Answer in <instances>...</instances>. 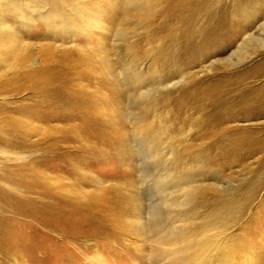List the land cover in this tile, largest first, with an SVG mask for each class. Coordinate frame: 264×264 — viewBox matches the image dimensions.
<instances>
[{
    "label": "rangeland",
    "instance_id": "obj_1",
    "mask_svg": "<svg viewBox=\"0 0 264 264\" xmlns=\"http://www.w3.org/2000/svg\"><path fill=\"white\" fill-rule=\"evenodd\" d=\"M127 3L0 0V264H134L130 257L137 252L130 244L138 246L143 236L136 231L133 207L141 203L138 214L149 226V209L167 202L157 186L167 181L165 173L195 185V198L178 215L180 220L175 216L168 224L183 233V242L197 244L194 254L203 258L199 264H264V151L233 157L203 154L201 148L210 140L195 138L190 130L194 120H178L176 101L184 88L217 75L236 74L246 86L263 87L264 73L252 77L245 71L264 58V0L243 2L240 24L230 18L233 25L217 43L198 48L205 56L198 53L181 63L170 59L167 30L158 26L166 23L165 16L189 7V1L146 0L151 11L146 22L129 15ZM56 15L60 18L46 21ZM61 26L62 32L55 31ZM126 72L140 75L120 96L124 118L114 123L110 117L118 108ZM138 87L159 102L153 113L133 120L137 114L128 108L127 96L131 105L143 99L146 95L134 93ZM71 90L92 94L94 107L69 103ZM167 91L170 97L164 101ZM143 120L141 128L152 123L182 140L175 165L160 157L157 166L154 158L140 155L138 148L146 150L147 145L135 130ZM255 122L263 136L264 117ZM163 162L174 167L157 170ZM132 191L135 203L109 210L119 213L115 236L91 218L96 216L91 209L80 208L100 196L121 203ZM171 209L162 210L164 219L173 216ZM223 252L233 255L232 260L223 258ZM139 255L136 264H154L147 254Z\"/></svg>",
    "mask_w": 264,
    "mask_h": 264
},
{
    "label": "bare ground",
    "instance_id": "obj_2",
    "mask_svg": "<svg viewBox=\"0 0 264 264\" xmlns=\"http://www.w3.org/2000/svg\"><path fill=\"white\" fill-rule=\"evenodd\" d=\"M188 1L189 7H186L183 3L184 7L180 8L179 15L172 14L165 16V19H168L166 23L158 26L164 31L167 30V38L169 42H171V45L168 46V53L170 54L169 57L173 62L176 63H181L182 61L188 62L198 55V53H204L203 56H205L206 51L201 53L199 52V49L214 45L216 39L221 38H218V36H224L227 33L228 28L233 25L231 22L232 19L230 18L233 17V20H238L237 22H234V24H240L239 17L241 14L239 12L246 7V5L242 3H246L247 0H232L233 4L229 3L230 0ZM126 12L129 13V15L135 13L137 19L143 18V22H146L151 16V11L149 12L148 8H146V0H130L129 5L127 3ZM21 16L24 15L22 14ZM58 18H60L59 15L52 17L48 16L46 21L49 22L50 19L56 20ZM22 19L24 20V23L28 21L25 16L22 17ZM101 23L102 22L98 24ZM85 26H87V24ZM78 28L81 29L82 26H79ZM62 29L63 27L61 26L60 28H56L55 31L62 32ZM212 30H218L220 32L218 35H215L216 38H213L215 36L212 33ZM108 66L109 65H105V67ZM263 66L264 58L258 60L251 69L245 72L252 77H260L264 73ZM257 68L260 69L258 70ZM137 74L138 73L133 75L131 74L130 76V73L126 72L123 78V83L125 85H123L122 89H119V91L117 90L118 94H120L118 100L116 101L118 108L115 110L113 116L110 117V119L114 120V123H116L117 119L124 118V114H120L121 111L119 110L120 106L124 104L123 99L120 96L128 91L126 90V86H130L134 82V79L138 78L136 77ZM228 75L229 74L217 75L210 82H201L196 85L193 84V86L190 88H184L176 99L180 106L178 120H194V123H191L190 125V130L192 133L195 132V138L200 139L202 142H205V140H210V142L205 147L201 148V152L203 154L205 153L207 156H214V154H217V156L222 157H233L230 154L246 153V151L252 153L257 152L258 149L259 152H261V150L264 151V135H259L263 129L260 126L258 127L259 123L255 122L257 119L264 117V85L263 87L246 86L245 81L236 74H232L230 76ZM153 81L159 82L160 79H154ZM160 85L161 84L159 83L158 86ZM169 85L174 86L175 84L171 83ZM139 87L133 88V90L134 93L138 90L140 97L146 95L143 99H138L136 100V103L133 102L134 104L131 105L132 102L129 101L131 95H129V97L127 96L129 102L128 108L132 110V113L137 114V118L134 116L131 117L133 120L146 117V115H148L151 111L153 113L154 108H156L159 102V99H155V96H147L151 91L145 92L139 90ZM71 91L73 92V96L70 98L69 103H72V105L76 106L81 104L84 106H90L92 108L94 107L93 100L91 99L92 94L79 90ZM67 94L68 92H66V95ZM101 97L103 98L102 95ZM169 97L170 92L167 91L165 97L161 99L166 101V99H169ZM105 101H107V99ZM182 113L185 115L184 118L181 117ZM144 122L145 120H143L140 127L136 128L135 130L136 133L141 132L147 145L146 150L138 148L140 155L143 154L145 156L154 158L156 162L158 158L161 159L160 157H166L168 161L169 158L173 160L171 161L172 163L170 162L171 165L176 163L175 161L180 155L178 146L182 140L177 137V134L173 135L170 130L164 133L159 128L155 129L152 127V123H147L146 128L143 129L141 127L143 126ZM182 128L183 125L181 124L179 129ZM254 143H258L261 146L256 147L255 149L252 145ZM250 145L251 147L249 148ZM201 152H199V155H201ZM259 159H262V157ZM168 163L165 164L163 162V164L159 166L157 170L163 167V171L165 173V171L167 172L168 165L170 168L174 167L170 166ZM165 175L168 177L167 181H160V184L157 186L167 202H157L154 207L149 209L153 215V217L149 219V226L146 227V220H142V213L140 212L138 214V207L141 206V203H138L133 207L134 213L136 215L135 217H137L136 231H138V233L143 236V239L141 240L142 243L138 244V246L134 243L130 244L132 246L131 249H133L134 252H137V254H133L134 257H130L128 252L125 253V256L130 257L131 262H134V264H136V256L138 257L139 253V256L142 254L146 256L147 254L152 261L155 260L154 264L158 260L163 261V263L160 264H199L200 259L203 260V258L201 256L197 257L194 254L197 244L193 242H183V233L180 232L178 228H173L168 224V222H174L175 216L177 219L178 215L182 216L183 210L188 204V201H191V199L193 200L195 198L193 197L195 193V185H191L189 180H183L182 177L174 179L166 173ZM262 182H264V175L262 177L261 184ZM166 185H169V188L166 187ZM136 195L137 194L132 191L128 197L123 198L121 203H114L116 199L113 201V199L108 200L106 197L100 196L95 198L92 203H90L91 200L90 202H85V204H83L85 206L81 205L82 207L80 208H86L88 210L91 209L94 212L93 215L96 214V216H91V218H94L100 222V226L104 232H109L111 236H115L119 231V226L117 224L115 225L114 223L115 219H117L115 215L118 217L119 213L109 210H112L111 208L115 206V204L118 205L119 211L128 208L132 202L135 203L134 201L137 200ZM183 201H186L187 203H184ZM221 207H225V204H222ZM170 208H172L171 210L173 212V216L171 218L167 217L164 219L162 210ZM231 210L233 211L231 208L227 209L228 212ZM222 211H224V209ZM227 211L226 213H228ZM164 212L165 211H163V213ZM164 215L166 216L167 214ZM178 220H180V218ZM112 223H114V226H112ZM106 233H104V235H106ZM128 235L130 236V234ZM146 239L149 241V244L147 242V247L145 245ZM207 240L208 242L215 241L212 237H208ZM232 250L233 249H231L230 252ZM222 256L223 258H229V260H232L233 258V255L231 256V254L228 252H223ZM253 261L256 260H252V262ZM232 264L250 263L243 260H235Z\"/></svg>",
    "mask_w": 264,
    "mask_h": 264
}]
</instances>
